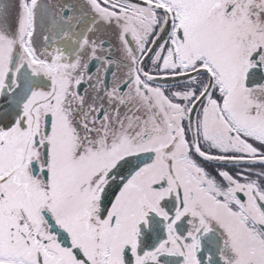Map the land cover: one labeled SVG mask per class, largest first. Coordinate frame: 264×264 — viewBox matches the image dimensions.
Here are the masks:
<instances>
[{
  "label": "snow or ice",
  "instance_id": "snow-or-ice-1",
  "mask_svg": "<svg viewBox=\"0 0 264 264\" xmlns=\"http://www.w3.org/2000/svg\"><path fill=\"white\" fill-rule=\"evenodd\" d=\"M0 264H264V0L0 2Z\"/></svg>",
  "mask_w": 264,
  "mask_h": 264
},
{
  "label": "flooded vegetation",
  "instance_id": "flooded-vegetation-1",
  "mask_svg": "<svg viewBox=\"0 0 264 264\" xmlns=\"http://www.w3.org/2000/svg\"><path fill=\"white\" fill-rule=\"evenodd\" d=\"M0 2L11 3V2H13V0H0Z\"/></svg>",
  "mask_w": 264,
  "mask_h": 264
}]
</instances>
